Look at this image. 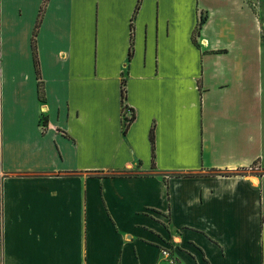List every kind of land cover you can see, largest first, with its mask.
Wrapping results in <instances>:
<instances>
[{"label":"crops","instance_id":"crops-1","mask_svg":"<svg viewBox=\"0 0 264 264\" xmlns=\"http://www.w3.org/2000/svg\"><path fill=\"white\" fill-rule=\"evenodd\" d=\"M252 1L0 0V264H264Z\"/></svg>","mask_w":264,"mask_h":264},{"label":"trees","instance_id":"trees-1","mask_svg":"<svg viewBox=\"0 0 264 264\" xmlns=\"http://www.w3.org/2000/svg\"><path fill=\"white\" fill-rule=\"evenodd\" d=\"M45 4H46V2H44L41 5V8H40L38 16H37L36 24H35L33 32H32V37H31V51H32V58H33V65H34L35 75H36V79H37L38 98L42 102L45 100V98H44L43 83L41 81L39 60H38V55H37L36 36H37L38 29L40 27V24H41V21H42V18H43ZM203 22H204V18L200 17L199 21H198V25H201ZM132 27L133 26H132V23H131L130 24V46H129V50H128V56L129 57L131 56V50H132V44H133V28ZM121 84H122L121 97H122V101H123L124 95H125V89L123 87V82ZM125 107L126 106H123L124 110L127 109ZM133 118H134V115L132 114L129 120H124V122H123V133H126V131L128 130V128L130 126V123L133 121ZM149 137H150L151 145H153V133H152V130L150 131Z\"/></svg>","mask_w":264,"mask_h":264},{"label":"built area","instance_id":"built-area-1","mask_svg":"<svg viewBox=\"0 0 264 264\" xmlns=\"http://www.w3.org/2000/svg\"><path fill=\"white\" fill-rule=\"evenodd\" d=\"M124 111L126 114H128L127 109H125ZM130 117H131V114H129V116L124 117V120H129ZM160 254L163 258L169 259L171 264L173 263V258L171 256V252L167 248L162 249Z\"/></svg>","mask_w":264,"mask_h":264},{"label":"rangeland","instance_id":"rangeland-1","mask_svg":"<svg viewBox=\"0 0 264 264\" xmlns=\"http://www.w3.org/2000/svg\"><path fill=\"white\" fill-rule=\"evenodd\" d=\"M249 2H250L251 5L256 4V2H254V1H252V0H249ZM261 21H264V18H262Z\"/></svg>","mask_w":264,"mask_h":264}]
</instances>
